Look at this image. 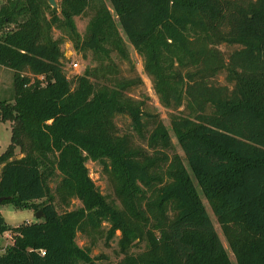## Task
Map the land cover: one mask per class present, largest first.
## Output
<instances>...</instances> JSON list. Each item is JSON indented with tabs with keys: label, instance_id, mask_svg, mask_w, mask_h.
<instances>
[{
	"label": "trees",
	"instance_id": "trees-1",
	"mask_svg": "<svg viewBox=\"0 0 264 264\" xmlns=\"http://www.w3.org/2000/svg\"><path fill=\"white\" fill-rule=\"evenodd\" d=\"M107 1L113 14L104 0L0 5V67L13 72L14 90L11 103L0 102L11 131L0 154L1 204L43 213L15 227L0 215V236L11 235L0 264H108L76 243L104 222L108 239L119 232L116 264H232L159 116L126 94L135 80L96 85L94 70L70 80L63 71L54 27L104 65L112 52L129 61L118 26L160 105L183 108L171 116L174 136L235 263L264 264V0ZM88 9L81 37L74 18ZM220 45L237 49L224 54ZM221 74L226 85L214 82ZM120 116L145 148L132 133L118 135ZM87 161L103 166L121 209L97 190ZM71 199L81 207L58 213L56 203ZM136 243L145 250L130 255Z\"/></svg>",
	"mask_w": 264,
	"mask_h": 264
},
{
	"label": "rangeland",
	"instance_id": "rangeland-1",
	"mask_svg": "<svg viewBox=\"0 0 264 264\" xmlns=\"http://www.w3.org/2000/svg\"><path fill=\"white\" fill-rule=\"evenodd\" d=\"M4 1L5 0H0V5L4 3ZM45 2L47 3V0H45ZM55 2L58 6L60 0H55ZM104 3L108 7L110 12L113 14V11L109 6L108 1L104 0ZM93 15V10L88 9L83 15L74 18L77 32L80 34L81 37L85 35L87 24ZM44 16L46 19L50 18V13L48 10L44 11ZM114 21L117 24V19L115 17ZM118 32L128 52L129 61L127 62L122 60L116 52H112L110 54V61L105 60L104 65H101L91 53L77 52L65 31L54 27L51 30V36L52 38L58 39L62 42L60 47L64 54L63 71L69 80L72 79V77L75 75L83 74L85 70H94L95 77H90V80L96 85L113 86L114 82L119 80H135V84L126 91V94L134 100L142 101L144 103L143 108L145 111L157 114L159 116L163 126L168 131L171 137L174 152L181 158L184 166L186 167L190 175V178L192 179L195 187L197 188L201 201L207 211V214L225 251L227 252L231 263L236 264L234 256L229 248L228 241L224 236L222 229L211 210L210 205L205 200L204 196L196 185V181L187 166L184 154L180 149L174 136L171 125V116L179 115L178 111H181L183 108H180L177 112H174L171 110H167L160 105L157 96L155 95L154 90L152 88L150 78H148V76L143 71L142 57L133 49V47L128 42L127 38L125 37L119 26ZM218 49H220L224 54H228L231 51L237 49V47H228L226 45H220L218 46ZM73 63L78 64L77 68L72 67ZM138 79L140 80V83L137 81ZM214 82L219 85H226L225 75L221 74L217 76ZM13 98V72L4 67H0V102L6 101L8 103H11L13 101ZM115 125L117 128L118 135L132 133L130 128V121L125 116L117 117L115 119ZM10 137V124L8 122H0V154H2L9 145ZM132 137L136 144L144 148L146 147L144 142H142L134 133H132ZM16 156L20 157L18 149L16 150ZM86 167L89 172V177L93 181L95 187L100 192V194H102L109 203H112L119 209H121V204L116 198L114 192V184L110 179V176L106 173L105 169H103V166L99 163L87 161ZM55 182L56 181L53 180L50 183L52 189L55 186ZM40 202L42 201H35L36 204ZM59 203H56L58 213L69 212L81 207V203L77 199H71L67 206H64L62 204L59 205ZM0 215L5 220V223L10 227L18 226L23 222L30 223L39 221L41 219L36 218V212H34L33 210L14 207L11 204H1ZM109 228L110 226L106 222H104L97 229L91 230L90 228H88L86 230V233L78 232L76 235V243L80 248L89 251L90 256L92 258H96L97 261L107 262L108 264H116L124 257V254L120 251V248L118 246L119 232H116L115 237H113L112 239L107 238V232ZM10 244V233H5L0 236V254H2L5 249L10 246ZM144 250L145 243H136V245H134L128 251V253L130 255H136Z\"/></svg>",
	"mask_w": 264,
	"mask_h": 264
},
{
	"label": "water",
	"instance_id": "water-1",
	"mask_svg": "<svg viewBox=\"0 0 264 264\" xmlns=\"http://www.w3.org/2000/svg\"><path fill=\"white\" fill-rule=\"evenodd\" d=\"M48 5L53 8L56 9L58 6L55 2V0H47ZM6 198H0V204L5 200ZM36 218H43V213L41 211H37L36 212Z\"/></svg>",
	"mask_w": 264,
	"mask_h": 264
},
{
	"label": "built area",
	"instance_id": "built-area-1",
	"mask_svg": "<svg viewBox=\"0 0 264 264\" xmlns=\"http://www.w3.org/2000/svg\"><path fill=\"white\" fill-rule=\"evenodd\" d=\"M77 66H78L77 63H73V64H72V67H73V68H77Z\"/></svg>",
	"mask_w": 264,
	"mask_h": 264
}]
</instances>
